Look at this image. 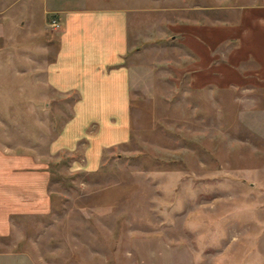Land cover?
<instances>
[{
  "label": "rangeland",
  "instance_id": "1",
  "mask_svg": "<svg viewBox=\"0 0 264 264\" xmlns=\"http://www.w3.org/2000/svg\"><path fill=\"white\" fill-rule=\"evenodd\" d=\"M96 1L134 9L124 62L130 139L105 150L97 169H76L84 140L75 152H47L76 94L53 92L46 106L21 94L17 118H7L4 132L0 125V145L47 164L52 209L0 237V264H264V75L239 71L260 64L228 43L225 31L238 30L223 26L237 14L190 6L212 0L87 4ZM40 2L20 4L31 27L40 25ZM58 16L47 13L39 39L50 45L47 59L57 48L60 27L50 22ZM195 36L213 41L206 54ZM207 54L208 70L196 61Z\"/></svg>",
  "mask_w": 264,
  "mask_h": 264
},
{
  "label": "crops",
  "instance_id": "2",
  "mask_svg": "<svg viewBox=\"0 0 264 264\" xmlns=\"http://www.w3.org/2000/svg\"><path fill=\"white\" fill-rule=\"evenodd\" d=\"M39 1L40 25L31 27L30 14L23 20L18 15L22 0H13L8 6L0 0L1 130L10 128L7 118H17V107L21 105L17 101H22L21 94L26 90L32 94L31 105L43 102L46 106L53 92L76 94L72 116L52 138L47 152L49 156L75 152L84 140L83 160L75 162V167L93 171L105 150L130 139L131 71L124 62L130 50L129 27L135 21L134 9L117 2L88 5L87 0ZM190 6L205 15L215 11L237 14L236 21L228 18L223 26L238 30L237 35L225 31L231 40L228 43L235 41L239 52L242 47L252 61L260 64L239 71L264 75V0H212L192 2ZM49 12L59 14L60 30L55 55L47 59L50 45L39 39L45 36ZM192 25L197 29L196 24ZM177 29L181 32V27ZM195 38L206 54L213 41ZM231 59L239 61L235 55ZM196 61L206 70L213 66V56L208 54ZM210 71L213 76V69ZM23 77H28L30 84H21ZM49 182L50 173L42 158L0 145V237L10 235L27 218L51 211Z\"/></svg>",
  "mask_w": 264,
  "mask_h": 264
},
{
  "label": "built area",
  "instance_id": "3",
  "mask_svg": "<svg viewBox=\"0 0 264 264\" xmlns=\"http://www.w3.org/2000/svg\"><path fill=\"white\" fill-rule=\"evenodd\" d=\"M50 26L54 29H58L60 27V22L54 18L51 20Z\"/></svg>",
  "mask_w": 264,
  "mask_h": 264
}]
</instances>
